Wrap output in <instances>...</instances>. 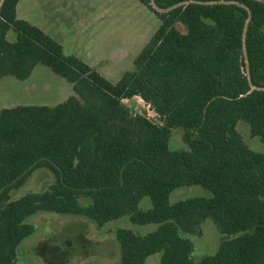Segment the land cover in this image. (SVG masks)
I'll use <instances>...</instances> for the list:
<instances>
[{
	"label": "trees",
	"instance_id": "obj_1",
	"mask_svg": "<svg viewBox=\"0 0 264 264\" xmlns=\"http://www.w3.org/2000/svg\"><path fill=\"white\" fill-rule=\"evenodd\" d=\"M19 1L0 5V81L26 80L44 64L74 94L55 105L0 110V264L16 263L19 244L35 231L28 218L41 211L99 226L127 215L134 224H157L145 234L116 228L118 264H145L157 252L161 264H264V151L237 128L246 121L264 143V89L254 88L264 87V1L155 0L162 8L188 1L160 12L139 0L160 25L116 83L19 18ZM134 97L154 117L124 102ZM176 130L186 148L170 147ZM39 169L52 172L49 187L12 199ZM191 185L213 195L171 202L173 190ZM145 196L153 203L147 209ZM209 218L222 240L196 260L185 234H201Z\"/></svg>",
	"mask_w": 264,
	"mask_h": 264
},
{
	"label": "rangeland",
	"instance_id": "obj_2",
	"mask_svg": "<svg viewBox=\"0 0 264 264\" xmlns=\"http://www.w3.org/2000/svg\"><path fill=\"white\" fill-rule=\"evenodd\" d=\"M17 15L42 28L63 46L66 54L76 55L113 83L134 69L135 59L160 25L156 14L139 0H20ZM16 37L11 29L9 40ZM72 94L71 82L50 67L38 64L26 80L8 76L0 81V110L18 104L55 105ZM124 102L136 112L155 115L140 97ZM237 128L252 149L264 151L262 140L251 136L249 123L239 120ZM182 136V130L174 131L170 147L186 148ZM53 181L51 171L36 170L24 185L12 191V199L46 190ZM212 195L202 185L181 186L172 191L170 200ZM140 206L152 207L151 198L145 196ZM28 221L34 224L35 231L19 244L15 264H118L121 252L115 237L117 227L142 234L157 228L155 223L134 224L128 215L104 226L87 217L51 211L38 212ZM201 230V234H185L194 243L196 260L214 254L222 240L210 218ZM161 258V252L154 253L145 264H161Z\"/></svg>",
	"mask_w": 264,
	"mask_h": 264
},
{
	"label": "water",
	"instance_id": "obj_3",
	"mask_svg": "<svg viewBox=\"0 0 264 264\" xmlns=\"http://www.w3.org/2000/svg\"><path fill=\"white\" fill-rule=\"evenodd\" d=\"M3 2H4V0H1L0 5H1ZM231 2H232V1H231ZM186 3H188V1H183V2L177 3V4L172 5V6H169V7H166V8H162V7H160V6L156 3L155 0H152V5H153V7H154L156 10L160 11V12H167V11L173 9V8L176 7V6H179V5H182V4H186ZM248 22H249V21H248ZM248 22H247V24H246L245 32H244V51H245L246 62H247V75H248V77L250 78L251 75H250V70H249V60H248L247 50H246V31H247V25H248ZM254 88L264 89V87H256V86H254Z\"/></svg>",
	"mask_w": 264,
	"mask_h": 264
},
{
	"label": "crops",
	"instance_id": "obj_4",
	"mask_svg": "<svg viewBox=\"0 0 264 264\" xmlns=\"http://www.w3.org/2000/svg\"><path fill=\"white\" fill-rule=\"evenodd\" d=\"M262 1H264V0H262Z\"/></svg>",
	"mask_w": 264,
	"mask_h": 264
}]
</instances>
